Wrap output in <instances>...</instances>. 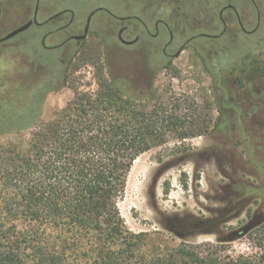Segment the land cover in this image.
<instances>
[{
	"label": "rangeland",
	"instance_id": "374dc122",
	"mask_svg": "<svg viewBox=\"0 0 264 264\" xmlns=\"http://www.w3.org/2000/svg\"><path fill=\"white\" fill-rule=\"evenodd\" d=\"M34 2L35 0H0V9L2 14L8 11L14 15L9 18L10 25H19L23 19L22 13L32 9ZM245 2L243 0L240 3ZM232 3L237 8L239 0H232ZM191 5H193L191 2L187 4L183 0H165L159 7L157 3L150 0H39L38 15L40 20L61 10H70L75 15L72 24L75 27L74 31L71 32L68 29L56 32L50 36V43L45 42L46 46L49 44L53 46L70 34L76 35L77 31H81L86 16L93 8L106 7L117 17L139 14L143 9L156 12L158 10L159 14L170 15L172 17L170 23L174 26L175 20L183 18L176 17V14L182 11L187 14L184 20H190ZM195 19L201 24L204 22L202 11ZM119 27L117 19L111 18L105 12H96L91 21L90 32L79 46L70 42L59 49L42 51L41 33L32 44L25 35L23 38L0 45V98L3 100L0 106V122L24 111L28 107L33 91L42 89L47 82L49 83V74L51 86L48 84L47 88L52 89L44 97L39 117L29 129L20 132H0V151L2 152L0 155L5 156L3 150L8 148L27 149L32 133L49 122L55 113L72 99L73 93L69 88L68 80L77 78L78 90H94L95 85L92 81L94 71L86 63L97 53L103 52L108 70L114 78L124 84L128 93L142 95L152 88L166 98L175 96L182 100L186 97L194 101L197 112L207 114L209 119L206 134L181 142L169 139L170 141L165 145L149 150L133 162L127 175L123 197L117 207L128 231L145 235L141 252L168 256L173 255L178 247L184 246L194 249L200 257L208 256L225 261L227 258L234 260L238 256H254L258 252L253 241L256 232L249 236L248 233L259 227L262 222L255 218L245 222L239 230L234 232L235 235L233 233L229 235L224 231L221 238L213 234L179 237L170 229L176 224L175 214L181 212L193 214L197 211L201 213L199 209L201 205L213 206L214 203H210L206 198L212 195L213 189L223 187L225 182L215 162H207L196 157L185 158L184 152L199 148L211 137V139L214 137V140H224L227 134L233 137L238 133L237 140H240L239 138L254 140L253 135H247L251 132V128L237 129L235 133L227 124L234 120L237 113L261 120L264 115V75L255 76L249 73L246 79H251V82L245 84L246 81H242L245 84L242 94L247 99L253 98L255 102H259L260 107L249 110L248 104L236 106L237 101L240 100L238 97L234 102L237 112L225 113L222 121L228 123H221L220 128L213 134L217 113L214 110L216 104L212 96V82L215 78L221 87L233 88L232 77L230 75L227 78L226 74L230 72L232 63L243 56L260 60L264 73V16L261 17L258 29L252 35L244 36L236 32L233 38L228 32L217 42L205 39L195 40L193 46L182 51L171 62L169 68L165 67V62H161L158 58L160 53L158 41L143 46L146 48L144 52L141 50L142 45L122 46L115 37ZM247 29L250 30L248 27ZM197 33L207 32L200 27L194 34ZM35 49L39 50V63L45 65V68H40L36 73L37 81L30 80L27 85H21L22 78L28 71L20 66V55L31 57V52ZM73 53L76 55L69 63ZM198 54L203 58L209 72L205 71ZM54 55L55 61L52 60ZM57 64H60L59 68ZM66 67L68 68L67 79H65L67 81L63 84V69ZM247 69L250 70L249 67ZM85 83L89 86H84ZM213 90L215 94L220 95L214 87ZM251 111L255 112L251 113ZM245 121V118H242V126L250 127V124H246ZM256 136L264 137V132L261 130L256 133ZM261 161L264 166V155ZM246 226L254 227L241 236Z\"/></svg>",
	"mask_w": 264,
	"mask_h": 264
},
{
	"label": "trees",
	"instance_id": "16d2710c",
	"mask_svg": "<svg viewBox=\"0 0 264 264\" xmlns=\"http://www.w3.org/2000/svg\"><path fill=\"white\" fill-rule=\"evenodd\" d=\"M86 65L95 89L81 91L77 78L68 80L72 99L32 133L27 149L0 155V264H264V224L253 238L254 256L225 261L184 246L168 256L141 252L145 235L128 231L117 207L133 162L169 139L206 134L209 119L186 97L152 88L128 93L103 52ZM46 87L32 95L39 108L52 91ZM23 116L1 121L0 132L29 129L17 126Z\"/></svg>",
	"mask_w": 264,
	"mask_h": 264
},
{
	"label": "flooded vegetation",
	"instance_id": "af4514ba",
	"mask_svg": "<svg viewBox=\"0 0 264 264\" xmlns=\"http://www.w3.org/2000/svg\"><path fill=\"white\" fill-rule=\"evenodd\" d=\"M154 3L160 4L165 0H150ZM188 4L191 2L192 10L189 13L191 18L189 21L184 20L187 17L185 12L176 14V17H183L174 21V26L171 25V16H165L154 11H143L139 14H127L126 16L117 17L108 8H93L90 12L93 13L90 18L88 33L90 32L91 21L94 13L105 12L108 16L118 20L120 27L118 28L115 37L116 41L126 47L143 46L151 44L150 42H157L160 47L159 60L168 64L172 62L182 51L189 46H193V42L197 39H205L210 42H217L223 38L228 32L231 37L241 33L244 36L252 35L259 27L260 19L264 16V0H245V3H240L239 0L237 8L232 3V0H183ZM38 3V8L36 4ZM178 10L181 11L179 7ZM204 14V22L201 24L195 17ZM86 16L82 30L77 31L76 35L70 34L65 37L60 43L53 46L45 45V42L50 43V36L56 32L70 29L71 32L75 30L72 25L74 21V14L70 10H61L53 15H49L43 20L39 19V0H35L34 7L22 14L23 19L19 25H10L9 18L12 14L8 11L2 14L0 9V45L9 43L17 38L27 36L30 39V44L33 43L35 38L41 33L40 44L43 48L42 51H50V49H59L66 43L74 42L79 46L86 38L77 42L72 39L74 36H79L83 33L86 26L87 18L91 13ZM36 20V22L34 21ZM31 23L28 28L10 39L3 40L8 34L23 26L26 23ZM58 22V23H57ZM57 23V24H56ZM202 27L207 33H197L198 29ZM250 28V30L247 29ZM41 29V31H39ZM177 36H179L177 38ZM131 44H126V43ZM38 49L33 50L31 57L20 55V66L24 67L28 72L22 78L21 85H27L30 80L37 81L36 73L39 69H44L45 65L39 63ZM20 53H18L19 55ZM15 57V56H14ZM13 57V58H14ZM16 58V57H15ZM233 60V59H232ZM237 60V59H236ZM234 61L231 70L227 73L231 75L233 88L221 87L218 80L213 78L212 96L215 102L214 110L217 113L216 121L213 125V132H216L221 123H228L222 121L225 113H236L234 102L237 101L236 106L249 105V110L260 107L259 102H255L253 98L247 99L243 94L245 84L250 83L251 79L247 80L249 73L255 76H263L262 62L258 59H251L247 56L239 58ZM249 67L250 70L247 69ZM209 71V70H208ZM21 80V79H20ZM50 83V74L48 76ZM246 81L245 84L242 81ZM46 86H44L45 88ZM220 95L215 94V90ZM47 88V87H46ZM36 91V90H35ZM34 93V91H33ZM32 93V95H33ZM241 94L243 95L241 98ZM46 96V95H45ZM31 100L28 107L18 113H24L25 116L17 124L18 127L33 125L37 120L40 113V108L37 101ZM3 100L0 98V106ZM43 102V101H42ZM27 111V112H26ZM255 111H251L254 113ZM26 113V114H25ZM250 113V112H248ZM15 114V115H18ZM220 117L219 121L217 120ZM234 120L228 125L234 132L237 129L251 128V132L247 135H253L254 140L248 138H239L237 136L230 137L228 134L224 140H206L197 149H188L184 152V157H196L207 162H215L218 165V170L222 173L225 179L224 186L220 189H213L212 195L207 197L206 200L214 203L213 206L201 205L200 212L190 213L181 212L174 215L176 224L171 227V231L179 237H191L198 234H213L217 238H221L224 231L229 235L234 234L240 227L248 220L255 218L257 221L261 220L259 227L253 229L248 233V236L253 232L260 230L261 225L264 224V166L262 163V155H264V137H257L256 133L264 132V115L261 120H255V117L245 116L243 114H236ZM242 118H245L246 124L250 127L242 126ZM10 121V119L8 118ZM6 121V120H4ZM218 121V123H217ZM17 122V121H16ZM217 125V126H216ZM14 126V125H12ZM236 133V132H235ZM215 136V135H214ZM235 235V234H234Z\"/></svg>",
	"mask_w": 264,
	"mask_h": 264
},
{
	"label": "water",
	"instance_id": "95a60500",
	"mask_svg": "<svg viewBox=\"0 0 264 264\" xmlns=\"http://www.w3.org/2000/svg\"><path fill=\"white\" fill-rule=\"evenodd\" d=\"M37 8H38V3L36 4V8H35V9L37 10ZM92 14H93V13H91V14L88 16V18H87L86 26H85V28H84V30H83V33H82L81 35H79V36H74V37H72L73 40L79 42V41H81V40H83V39L86 38V35H87V32H88V28H89L90 18H91V16H92ZM34 21L36 22L35 19H34ZM30 24H31V23L29 22V23H26V24H24L23 26L17 28L16 30H14L13 32H11L10 34H8L3 40L10 39L11 37L15 36L16 34H18V33L22 32V31L26 30ZM124 43H126V42H124ZM126 44H131V43H126ZM154 182H155V180L153 181V183H154ZM253 227H254V226H250V227L246 226V227L243 229V233L241 234V236H243L244 234L248 233Z\"/></svg>",
	"mask_w": 264,
	"mask_h": 264
}]
</instances>
